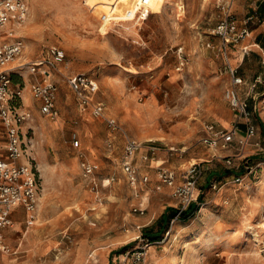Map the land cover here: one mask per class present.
Masks as SVG:
<instances>
[{
    "label": "rangeland",
    "instance_id": "1",
    "mask_svg": "<svg viewBox=\"0 0 264 264\" xmlns=\"http://www.w3.org/2000/svg\"><path fill=\"white\" fill-rule=\"evenodd\" d=\"M69 1L28 0L26 20L16 31L24 47L12 66L36 59L49 45L61 48L65 57L53 73L55 118L40 113L31 97L28 83L35 76L27 75L24 66L14 68L11 75L23 85L29 117L20 130L35 169L38 197L32 214L21 207L12 212V225L2 230L9 250H0V264H264L261 51L251 50L240 59L229 47L230 63L237 65L238 73L247 80L256 75L261 79L246 98L256 133L242 150L232 143L212 151L199 141L205 135L203 125L212 122L227 129L234 121L224 95L228 79L218 39L209 34L217 16L214 0H165L161 12H148L125 26L113 20L104 29L83 0H72L73 9L67 7ZM176 4H181V11ZM73 72H85L96 80L95 100L127 134L158 146H185L181 156L169 153L170 161L181 162L183 168L195 157L204 168L197 184L201 205L173 221L163 241L145 248L141 261L133 260L132 252L140 243L136 235L163 226L159 212L175 207V201L156 177H149L137 197L131 194L118 165L122 136L115 135L113 148H108L104 120L80 114L65 82ZM5 139L0 126V147ZM257 141L259 147L253 144ZM212 152L221 157H212ZM229 154L232 166L222 158ZM82 159L93 165L97 194L82 175ZM110 175L114 180L108 184ZM235 175L241 176L240 181H233ZM134 206L142 207V213L133 211ZM169 224L170 220L167 229Z\"/></svg>",
    "mask_w": 264,
    "mask_h": 264
},
{
    "label": "built area",
    "instance_id": "2",
    "mask_svg": "<svg viewBox=\"0 0 264 264\" xmlns=\"http://www.w3.org/2000/svg\"><path fill=\"white\" fill-rule=\"evenodd\" d=\"M151 0H138L137 18L143 19L147 16V8ZM233 0H215L217 9L216 22L210 29L209 34L217 37V50L222 58L223 73L227 76V83L224 95L233 113L234 121L229 128H219L212 122L203 125L205 135L199 139L205 145L215 151L217 148H228L232 143H236L239 150L249 144L250 139L256 133V126L251 122V110L246 101L247 96H252L260 76L256 75L251 80L243 78L237 69V65L230 63L229 47H232L242 59L249 51L247 45H242V40L249 35L248 22L253 19L252 14L243 18H238L233 9ZM28 0H0V36L6 38L0 41V122L5 130V156L0 154V250L8 251L9 247L2 237V230L12 225V212L21 207L26 214L35 211L38 197V182L35 169L29 161V152L21 136V124L29 117V113L22 101L23 85L13 81L11 75L15 73L14 68L24 66L27 75H33L29 81V92L31 97L38 104V111L49 118L57 116L56 109V81L53 73L56 66L64 60V51L55 46L45 47L42 55L34 60L16 64L12 67L9 63L17 57L23 50V43L16 36V31L20 28L28 14ZM144 11V12H143ZM209 45V43H207ZM177 57L180 66L185 61L181 55V47L177 50ZM68 89L73 93L77 109L80 114L89 113L91 116L101 117L108 131L106 146L113 148V138L115 135L122 136V150L118 161L121 175L129 187L131 194L137 197L144 191L149 182L147 172H142L136 155L139 153V160L143 164H150L158 151L166 153L174 152L179 156L185 152L186 147H163L155 144L154 141L136 140L127 134L118 120L106 112L101 101L95 100L98 90L96 80L85 72H73L65 76ZM77 144V141H74ZM259 147V142L253 143ZM212 157L218 156L212 152ZM232 155H223L224 162L228 166L234 164ZM233 159V160H232ZM79 166L83 177L87 180L89 189L98 193V182L94 177L93 165L85 159L80 160ZM156 179L169 189V196L175 201L174 214L170 218L169 228L165 230L159 240L149 241L138 232L136 238L140 243L138 250H133V260L141 261L145 248L152 243L163 241L168 235L173 221L190 206L199 207L197 184L204 174L201 162L195 160L188 162L183 168L176 169L166 162H158L153 165ZM245 169H250L248 166ZM241 176L235 175L233 181H240ZM109 184L114 180V175L106 179ZM210 186L215 188V182H210ZM133 211L142 213V207L134 206Z\"/></svg>",
    "mask_w": 264,
    "mask_h": 264
},
{
    "label": "crops",
    "instance_id": "3",
    "mask_svg": "<svg viewBox=\"0 0 264 264\" xmlns=\"http://www.w3.org/2000/svg\"><path fill=\"white\" fill-rule=\"evenodd\" d=\"M232 4H233L234 12L238 18H243L248 14L253 15V19L251 21H249L247 24L249 31H250L249 35L242 40V45H247L249 48V51L260 50L264 56V0H233ZM67 7L73 9L76 6L73 5V7H72V0H71V1H69V4L67 5ZM0 37H2V36H0ZM261 62L264 63V60ZM27 102L31 103V99H29V96H28ZM34 102L37 104V102L35 100H34ZM37 108H38V104H37ZM0 126L3 129L2 124H0ZM4 145H5V143H4ZM4 145H3V147H0V154L3 156H5ZM138 156H139V153L136 155V159H135L136 163L139 164L142 172H148V171L151 172V176L149 175V177H156L154 169H153V165L155 163H158V162L164 161L169 166L175 167L176 169L182 168V167H180L181 162H178L179 163L178 165H174L173 162L170 161L169 153H166L165 151H158L157 154L153 157L150 164H146V165L143 164L139 160ZM190 159L191 160L187 161V163L192 161L193 159L196 160L197 158L191 157ZM214 171L215 170L210 171L211 172L210 174H213ZM169 206L171 207L172 205H169ZM171 208H173V207H171ZM166 210L167 209L161 210L159 212V214L166 213ZM148 223H146V224H148ZM146 224H144V225H146ZM151 250L152 251L154 250L153 247Z\"/></svg>",
    "mask_w": 264,
    "mask_h": 264
},
{
    "label": "bare ground",
    "instance_id": "4",
    "mask_svg": "<svg viewBox=\"0 0 264 264\" xmlns=\"http://www.w3.org/2000/svg\"><path fill=\"white\" fill-rule=\"evenodd\" d=\"M164 2L165 0H151L145 8L150 13L160 12ZM83 3L99 19L100 29L106 28L113 20L125 26V23L137 17L138 0H83ZM176 5V9L181 11V4ZM14 59L9 63L10 67Z\"/></svg>",
    "mask_w": 264,
    "mask_h": 264
},
{
    "label": "trees",
    "instance_id": "5",
    "mask_svg": "<svg viewBox=\"0 0 264 264\" xmlns=\"http://www.w3.org/2000/svg\"><path fill=\"white\" fill-rule=\"evenodd\" d=\"M195 205H190L182 214V218H186L188 215H190L194 210ZM174 214V208L168 207L166 210V213H162L160 218L162 219L163 226H159L155 231H151L149 229L145 230L144 233H142V236L146 238L149 241H152L156 239L155 237H160V233L162 234L163 231L167 229V224L169 223L170 218Z\"/></svg>",
    "mask_w": 264,
    "mask_h": 264
}]
</instances>
